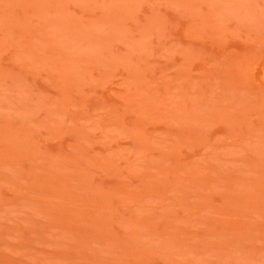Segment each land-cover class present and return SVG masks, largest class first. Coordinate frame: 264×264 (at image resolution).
I'll list each match as a JSON object with an SVG mask.
<instances>
[{"label":"rangeland","instance_id":"rangeland-1","mask_svg":"<svg viewBox=\"0 0 264 264\" xmlns=\"http://www.w3.org/2000/svg\"><path fill=\"white\" fill-rule=\"evenodd\" d=\"M0 264H264V0H0Z\"/></svg>","mask_w":264,"mask_h":264}]
</instances>
